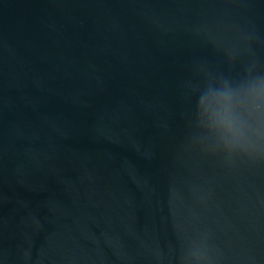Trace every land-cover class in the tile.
I'll list each match as a JSON object with an SVG mask.
<instances>
[{"label": "water", "instance_id": "95a60500", "mask_svg": "<svg viewBox=\"0 0 264 264\" xmlns=\"http://www.w3.org/2000/svg\"><path fill=\"white\" fill-rule=\"evenodd\" d=\"M230 51L264 65V0H0V264H264V163L185 148Z\"/></svg>", "mask_w": 264, "mask_h": 264}, {"label": "clouds", "instance_id": "9594fccd", "mask_svg": "<svg viewBox=\"0 0 264 264\" xmlns=\"http://www.w3.org/2000/svg\"><path fill=\"white\" fill-rule=\"evenodd\" d=\"M235 72H214L207 66L195 69L185 81L189 109L185 114V148L219 156L228 166L238 161L264 163V65L259 61L237 60ZM194 99V105L192 100ZM208 237L189 241L180 264H215Z\"/></svg>", "mask_w": 264, "mask_h": 264}]
</instances>
